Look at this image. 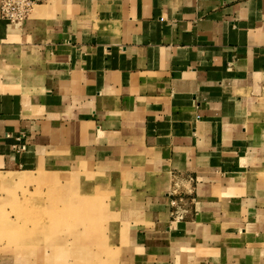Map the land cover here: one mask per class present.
Instances as JSON below:
<instances>
[{
  "label": "crops",
  "instance_id": "obj_1",
  "mask_svg": "<svg viewBox=\"0 0 264 264\" xmlns=\"http://www.w3.org/2000/svg\"><path fill=\"white\" fill-rule=\"evenodd\" d=\"M42 160L108 176L119 264H264V0L0 17V171Z\"/></svg>",
  "mask_w": 264,
  "mask_h": 264
},
{
  "label": "rangeland",
  "instance_id": "obj_2",
  "mask_svg": "<svg viewBox=\"0 0 264 264\" xmlns=\"http://www.w3.org/2000/svg\"><path fill=\"white\" fill-rule=\"evenodd\" d=\"M104 179L87 163L0 171V262L119 264L124 251L111 244L110 219L99 217L114 193Z\"/></svg>",
  "mask_w": 264,
  "mask_h": 264
},
{
  "label": "built area",
  "instance_id": "obj_3",
  "mask_svg": "<svg viewBox=\"0 0 264 264\" xmlns=\"http://www.w3.org/2000/svg\"><path fill=\"white\" fill-rule=\"evenodd\" d=\"M49 0H0V17L6 19L10 24H22L38 4L47 3ZM17 142L12 145L16 152H23L27 145L23 143L22 137L16 138ZM175 204V200L172 201ZM178 203L176 202V215L180 216Z\"/></svg>",
  "mask_w": 264,
  "mask_h": 264
},
{
  "label": "bare ground",
  "instance_id": "obj_4",
  "mask_svg": "<svg viewBox=\"0 0 264 264\" xmlns=\"http://www.w3.org/2000/svg\"><path fill=\"white\" fill-rule=\"evenodd\" d=\"M11 25V24H10ZM12 25H16V24H12ZM18 25V24H17Z\"/></svg>",
  "mask_w": 264,
  "mask_h": 264
}]
</instances>
